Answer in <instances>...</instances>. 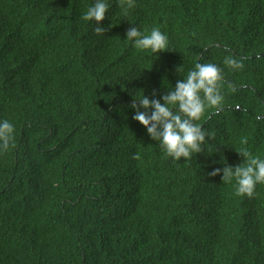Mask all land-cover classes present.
Segmentation results:
<instances>
[{"label": "trees", "instance_id": "trees-1", "mask_svg": "<svg viewBox=\"0 0 264 264\" xmlns=\"http://www.w3.org/2000/svg\"><path fill=\"white\" fill-rule=\"evenodd\" d=\"M93 2L0 0V120L15 127L0 264H264V184L237 197L211 175L241 149L264 158V0H109L104 35L83 19ZM130 26L159 27L167 51L135 49ZM198 62L223 69L225 101L197 122L202 151L176 162L132 106Z\"/></svg>", "mask_w": 264, "mask_h": 264}, {"label": "clouds", "instance_id": "clouds-1", "mask_svg": "<svg viewBox=\"0 0 264 264\" xmlns=\"http://www.w3.org/2000/svg\"><path fill=\"white\" fill-rule=\"evenodd\" d=\"M135 0H126L123 5L125 12L134 6ZM109 0H94L83 16L90 23L96 34L104 35L105 29L100 23L109 12ZM132 25V24H130ZM126 40L135 49L149 52L153 55L167 51L169 40L159 27L142 31L137 26L129 27ZM244 57L237 58L232 55L224 57L223 64L233 72L244 67ZM177 73L183 72V65L176 68ZM224 72L217 64L212 62L196 63L186 75L178 79L175 87L167 90L160 100H150L142 94L138 99V106L134 103L132 119L138 122L151 140L158 142V146L166 155L178 162L191 160L193 154L202 151V145L210 136L203 127L197 123L208 109H219L225 96L222 92ZM231 91L236 89L229 85ZM149 110H151L149 112ZM258 119L260 117H257ZM15 127L8 120H0V152H6L14 146ZM238 154L243 157L239 166H224L211 173L212 176L221 175L224 183L235 184L237 197L252 198L257 185L264 184V158L254 156L249 151L241 149Z\"/></svg>", "mask_w": 264, "mask_h": 264}]
</instances>
